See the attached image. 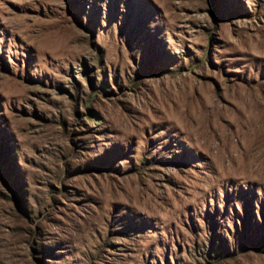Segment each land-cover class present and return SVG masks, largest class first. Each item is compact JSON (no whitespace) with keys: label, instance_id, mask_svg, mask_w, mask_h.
<instances>
[{"label":"rangeland","instance_id":"1","mask_svg":"<svg viewBox=\"0 0 264 264\" xmlns=\"http://www.w3.org/2000/svg\"><path fill=\"white\" fill-rule=\"evenodd\" d=\"M0 264H264V0H0Z\"/></svg>","mask_w":264,"mask_h":264},{"label":"trees","instance_id":"2","mask_svg":"<svg viewBox=\"0 0 264 264\" xmlns=\"http://www.w3.org/2000/svg\"><path fill=\"white\" fill-rule=\"evenodd\" d=\"M98 90H99L100 92H102V93L105 92V88H104L103 86H100V87L98 88Z\"/></svg>","mask_w":264,"mask_h":264}]
</instances>
